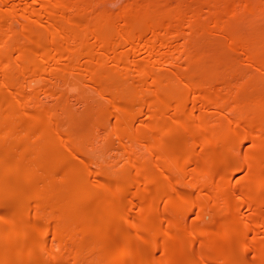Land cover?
I'll list each match as a JSON object with an SVG mask.
<instances>
[{
    "label": "bare ground",
    "instance_id": "bare-ground-1",
    "mask_svg": "<svg viewBox=\"0 0 264 264\" xmlns=\"http://www.w3.org/2000/svg\"><path fill=\"white\" fill-rule=\"evenodd\" d=\"M0 264H264V0H0Z\"/></svg>",
    "mask_w": 264,
    "mask_h": 264
},
{
    "label": "rangeland",
    "instance_id": "rangeland-1",
    "mask_svg": "<svg viewBox=\"0 0 264 264\" xmlns=\"http://www.w3.org/2000/svg\"><path fill=\"white\" fill-rule=\"evenodd\" d=\"M174 5H176V3H174Z\"/></svg>",
    "mask_w": 264,
    "mask_h": 264
}]
</instances>
